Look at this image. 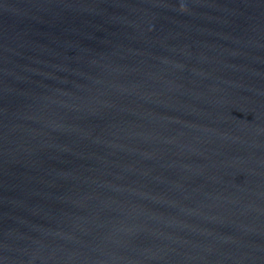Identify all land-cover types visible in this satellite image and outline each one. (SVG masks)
I'll return each mask as SVG.
<instances>
[{"label":"water","instance_id":"obj_1","mask_svg":"<svg viewBox=\"0 0 264 264\" xmlns=\"http://www.w3.org/2000/svg\"><path fill=\"white\" fill-rule=\"evenodd\" d=\"M0 264H264V0H0Z\"/></svg>","mask_w":264,"mask_h":264}]
</instances>
